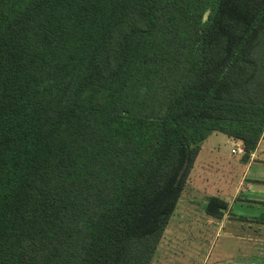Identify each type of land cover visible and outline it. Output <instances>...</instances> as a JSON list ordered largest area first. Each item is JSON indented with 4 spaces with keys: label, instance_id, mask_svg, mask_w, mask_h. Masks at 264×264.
<instances>
[{
    "label": "trees",
    "instance_id": "16d2710c",
    "mask_svg": "<svg viewBox=\"0 0 264 264\" xmlns=\"http://www.w3.org/2000/svg\"><path fill=\"white\" fill-rule=\"evenodd\" d=\"M214 132L264 137V0H0V264H150Z\"/></svg>",
    "mask_w": 264,
    "mask_h": 264
},
{
    "label": "crops",
    "instance_id": "0c3cea01",
    "mask_svg": "<svg viewBox=\"0 0 264 264\" xmlns=\"http://www.w3.org/2000/svg\"><path fill=\"white\" fill-rule=\"evenodd\" d=\"M237 145L242 154H232ZM150 264H264V137L245 152L242 141L214 132L200 145ZM226 204L223 216L205 212L207 200ZM199 200V201H198Z\"/></svg>",
    "mask_w": 264,
    "mask_h": 264
},
{
    "label": "rangeland",
    "instance_id": "374dc122",
    "mask_svg": "<svg viewBox=\"0 0 264 264\" xmlns=\"http://www.w3.org/2000/svg\"><path fill=\"white\" fill-rule=\"evenodd\" d=\"M194 187V188H199L200 186V181H198V179L196 178V176L191 177V180L189 181V179L186 181L185 187ZM199 201V200H198ZM208 201V200H207Z\"/></svg>",
    "mask_w": 264,
    "mask_h": 264
},
{
    "label": "built area",
    "instance_id": "2783aa9c",
    "mask_svg": "<svg viewBox=\"0 0 264 264\" xmlns=\"http://www.w3.org/2000/svg\"><path fill=\"white\" fill-rule=\"evenodd\" d=\"M235 148H233L231 150V153L232 154H242L244 152L243 149L239 148L237 145L234 146Z\"/></svg>",
    "mask_w": 264,
    "mask_h": 264
}]
</instances>
